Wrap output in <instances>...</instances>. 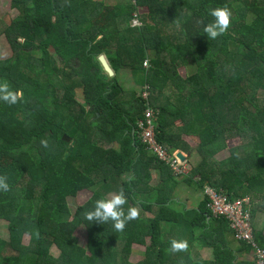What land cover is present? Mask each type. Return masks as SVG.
<instances>
[{"label": "trees", "instance_id": "16d2710c", "mask_svg": "<svg viewBox=\"0 0 264 264\" xmlns=\"http://www.w3.org/2000/svg\"><path fill=\"white\" fill-rule=\"evenodd\" d=\"M9 5L16 15L0 23L11 51L0 59V82L7 81L19 99L12 105L0 101V175L10 186L0 191V220L7 230V239H0V264H182L196 226L215 263L232 264L233 256L211 231L215 223L227 222L211 216L203 190L209 186L230 200L257 201L252 225L258 202L264 211V0H10ZM225 6L230 27L209 40L203 32L213 19L209 10ZM134 13L142 25H130ZM101 53L113 76L96 60ZM178 67L187 69L185 77ZM121 69H129L136 84L150 85L159 144L189 153L182 137L197 139L200 160L183 178L184 186L204 196L197 209L179 214L173 208L183 203L176 178L141 142L136 125L144 105L118 79ZM233 138L239 145L218 160ZM45 139L47 148L40 144ZM151 171L159 176L155 187ZM121 189L128 199L125 211L129 206L140 211L123 232L84 219L97 199ZM81 190L90 196L70 212L66 198ZM79 225L84 247L72 236ZM23 235L26 245L20 244ZM254 236L264 248L262 232ZM173 239L187 241V251L170 253ZM133 245L143 247L136 262L128 259ZM50 246L58 250L56 257L48 253Z\"/></svg>", "mask_w": 264, "mask_h": 264}, {"label": "built area", "instance_id": "2783aa9c", "mask_svg": "<svg viewBox=\"0 0 264 264\" xmlns=\"http://www.w3.org/2000/svg\"><path fill=\"white\" fill-rule=\"evenodd\" d=\"M131 22L133 23L132 27L140 26L137 14H133ZM147 65V60H144L143 66ZM150 95V85L144 82L137 91V96L144 105L142 118L137 121L136 125L137 134L146 148L169 167L173 177H186L191 171L190 164L186 160L181 161L176 156V151L169 152L156 140L158 113L149 104ZM203 194L207 198L206 208L211 216L225 220L234 240L249 248L252 264H264V248L258 246L254 236L255 230L251 223V209L254 205L251 198L245 196L230 200L222 192L209 186L204 187Z\"/></svg>", "mask_w": 264, "mask_h": 264}, {"label": "clouds", "instance_id": "9594fccd", "mask_svg": "<svg viewBox=\"0 0 264 264\" xmlns=\"http://www.w3.org/2000/svg\"><path fill=\"white\" fill-rule=\"evenodd\" d=\"M209 15L213 19L204 26L203 32L209 40H215L219 36L225 34L229 29L231 24V11L226 6L216 7L209 10ZM18 99L19 93L12 91L7 81L0 82V101L12 105L17 103ZM40 144L43 148L48 147V141L46 139L41 140ZM176 152L181 151L176 150ZM181 153L184 156V160H186V157L183 152ZM183 178L184 177H180L176 179ZM0 191H10V186L7 183V177L3 175H0ZM253 202L256 203L257 201ZM126 204H128V199L123 189H121L118 193L110 194L108 198L97 199L93 207L85 211L83 213V216L84 219L90 223L104 225L111 223L116 232H123L126 225L129 222L138 219L140 215L139 208L136 206H129L125 211L124 206ZM187 248V241L173 239L170 242V248L168 249V251L170 253H176L181 251H187Z\"/></svg>", "mask_w": 264, "mask_h": 264}, {"label": "rangeland", "instance_id": "374dc122", "mask_svg": "<svg viewBox=\"0 0 264 264\" xmlns=\"http://www.w3.org/2000/svg\"><path fill=\"white\" fill-rule=\"evenodd\" d=\"M9 2H10V0H0V23L3 25L8 24L9 20L16 15V11L10 7ZM138 11L143 15L146 14V11L144 9H139ZM247 21H248V23H250V18H248ZM139 22L142 25V23H143L142 20ZM150 23H151V21H150ZM131 24H133V23L131 22L130 25ZM135 25H138V24H135ZM10 54H11L10 48L6 44L4 38L2 36H0V59H4V58L8 57ZM177 71L180 74V76H182V77H185L187 74V69L184 67H178ZM117 75H118V79L120 80V82L122 83V85L125 88H127V89L133 88L136 92L138 91L140 85H137L134 82L133 75L129 69H122L118 72ZM75 98L80 101V90H77L75 92ZM185 137L186 136H184V138ZM190 143L192 145V147H190L191 150L189 151L190 154H186V155H187V159H189V164H191L190 166L192 168L193 166L197 165V163L200 160V157L195 152V147H196V144L198 143L197 139L196 138H190ZM237 145H239V140L237 138L229 139L227 141V148L224 151L217 154L216 158L218 160L224 159L225 157L228 156V149L231 147L237 146ZM158 182H159L158 173L156 171H151L150 185L155 187L158 184ZM187 191L189 193L190 201L193 200V202H191V204L195 203V205H197V199L199 198L198 194H196L197 189H195L194 187L191 186V188H188ZM109 195L110 194H108L107 197H109ZM89 196H90L89 191L81 190V191L77 192L74 197H67L66 198L67 208L69 209L70 212H72L76 206L82 204ZM181 197H182V195H180L178 197V200H183V197L182 198ZM176 210L178 211L177 213H179V214L181 213V209L179 210L177 208ZM145 216L151 217V214L146 213ZM72 236L75 238V242H76L77 246L84 247L86 235H85V230L81 225L77 226L74 229V231L72 232ZM0 239H2V240L7 239L6 222L3 220H0ZM27 241H28V236H26V235L21 236V238H20V244L21 245H26ZM142 250H143L142 246L133 245L131 253L128 257L129 261L130 262L138 261L140 253L142 252ZM48 253L51 256L56 257L58 255V250L54 246H50L48 249Z\"/></svg>", "mask_w": 264, "mask_h": 264}, {"label": "crops", "instance_id": "0c3cea01", "mask_svg": "<svg viewBox=\"0 0 264 264\" xmlns=\"http://www.w3.org/2000/svg\"><path fill=\"white\" fill-rule=\"evenodd\" d=\"M137 85H141V84H137ZM182 139L184 142H186L189 145V147H192L190 143V137L186 136L184 138L183 136ZM183 154L185 155L186 160L189 162V159H187L186 154H190V153L183 152ZM175 181H177V184H178L177 194L179 196L182 195L183 203H177L175 205L172 203L173 208L175 209L178 208L179 210L181 209L180 214L183 213L182 210L197 209L200 202L204 199L202 192L196 191V194H198L199 196V198L197 199V205H195V203L191 204L193 200L190 201L189 193L187 191V189L191 188V186L188 188L187 186H184V185H187L185 183V179H175ZM259 205L260 203H258L256 212L252 216L253 226L256 231H260L264 235V211L263 209H261V207H259ZM206 222L208 225V221ZM213 227L214 228H212L211 231L215 234L216 237H218L217 242H220V243L223 242L226 245L225 247L226 251L228 253H231V255L233 256L232 264H235L237 262H248V263L251 262L250 254L248 253V251H246L243 248L242 244L234 240L230 230L228 229L225 223L224 224L215 223ZM211 231L208 229V232H210V234H211ZM203 234H204L203 229L199 226H196L193 232V235H194L193 244L191 245V248L189 249V251L186 253V257L184 258L182 264H204V263L216 264L212 248L204 246L206 242L204 240L205 234L204 235ZM226 257L228 256L226 255Z\"/></svg>", "mask_w": 264, "mask_h": 264}, {"label": "water", "instance_id": "95a60500", "mask_svg": "<svg viewBox=\"0 0 264 264\" xmlns=\"http://www.w3.org/2000/svg\"><path fill=\"white\" fill-rule=\"evenodd\" d=\"M102 67V70L108 75V76H113L114 75V71L111 67V65L109 64L107 58L105 57V55L103 53L99 54L97 56V59ZM63 139L67 140L68 138L65 136H62ZM74 141L70 140L69 141V145L67 146V150L63 153V159L66 158V156L68 155V153L71 151L72 145H73ZM176 156L183 161L184 160V156L182 155L181 152H177Z\"/></svg>", "mask_w": 264, "mask_h": 264}]
</instances>
